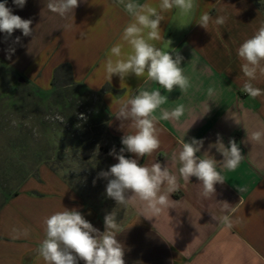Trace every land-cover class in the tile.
Segmentation results:
<instances>
[{
	"label": "crops",
	"instance_id": "crops-1",
	"mask_svg": "<svg viewBox=\"0 0 264 264\" xmlns=\"http://www.w3.org/2000/svg\"><path fill=\"white\" fill-rule=\"evenodd\" d=\"M138 2L159 4V0ZM47 3L26 0L19 8L7 0L13 14L32 20L33 34L25 37L16 30L5 39L0 32V68L15 79L23 77V85L39 92L51 91L57 73L60 82H72L96 95L107 117V132L119 145L117 152L123 147L122 136L131 131L129 122L121 126L115 118L120 100L139 90L159 89L168 97L162 107L171 110L183 104L186 112L179 122H159L161 146L151 157H140L142 165L160 162L179 177V164H173L172 155L179 153L182 140L193 138L203 141L196 155L214 158L218 170L223 160L214 146L218 137L226 147L235 140L244 156L234 171H222L225 182L215 185L210 198L202 196L200 181L190 177L189 182L180 179L179 190L170 194L172 207L158 217L148 219L138 207L125 208L117 236L124 246L125 264H264V138L250 140L253 131H264V95L253 99L242 91L246 77L237 55L239 46L264 23V0H195L190 16H180L175 8L165 14L162 39L153 43L183 57L181 66L191 85L187 93L179 88L168 93L134 74L124 80L116 75L108 79L106 58L112 46L123 44V29L130 22L117 0H81L66 18L50 12ZM205 12L213 21L225 17V24L210 22L206 30L197 24ZM17 36L19 43L14 42ZM9 48L14 49L10 58ZM123 51H130L127 44ZM254 85L264 90V77ZM209 87L215 89L214 102L207 96ZM124 155L136 158L132 153ZM36 169L38 178L28 176L17 195L0 204V264H44L36 254L45 238L43 221L64 208L77 209L95 228L105 230L97 206L86 202L46 164ZM241 187L245 191L240 192ZM224 215L232 218V227L224 225Z\"/></svg>",
	"mask_w": 264,
	"mask_h": 264
},
{
	"label": "clouds",
	"instance_id": "clouds-1",
	"mask_svg": "<svg viewBox=\"0 0 264 264\" xmlns=\"http://www.w3.org/2000/svg\"><path fill=\"white\" fill-rule=\"evenodd\" d=\"M80 2L81 0H48L46 6L50 12L66 18ZM13 3L23 8L26 0H13ZM117 3L123 6L130 22L123 29V44L112 46L106 58L104 69L108 79L111 80L116 75L124 80L134 74L137 78L144 77L146 81L158 83L168 93L175 88H179L181 93H187L191 85L181 66L183 57L178 52L173 56L170 51L157 47L153 41L162 39L160 25L165 20L166 13L175 8L180 16H190L196 8L195 0H159L156 6L151 3L141 4L138 0H117ZM6 5L7 0L0 2V32L5 34V39L11 37L16 30H20L25 37L31 36L32 20L13 14V10ZM210 22L223 25L226 18L220 16L213 21L205 12L197 24L207 30ZM70 27L71 25H65L66 29ZM14 42L19 43L20 37L17 36ZM124 44L129 46L130 51L127 53L123 51ZM7 52L10 58L14 49L9 48ZM237 55L243 61L241 71L246 77L242 91L253 99L264 95V90L254 85L258 77H264V23H261L251 38L239 46ZM207 96L209 101H213V87L207 89ZM167 100L168 97L157 89L139 90L118 102L115 118L121 121V126L123 122H129L131 131L122 136L123 147L119 153H116L115 148L109 153L115 156L118 163L98 173V178L107 180L108 198L124 208L138 207L140 215L148 219L158 217L172 207L170 194L179 190L180 179L189 182L190 177H196L202 186V196L210 198L215 194V185L225 182L222 171H234L244 159L235 140H230L226 147L218 137L214 146L223 156L218 170L214 158L196 155L200 152L203 141L193 138L191 142L182 140L181 150L172 155L173 164H179V177L160 162L140 164V157H151L161 146L159 122H179L185 115L186 108L183 104L171 110L162 107ZM157 110L159 115H156ZM208 111L209 104L205 114ZM85 118L84 114H80V119ZM262 138L264 131L256 130L252 132L250 140L260 142ZM125 152L134 154L136 158H126ZM239 191L243 192L245 188L241 187ZM222 222L229 228L234 223L229 215H224ZM43 225L45 238L36 249V254L37 259H42L44 264H78L79 261L84 264H125L124 246L117 239L122 229L116 220L115 211L105 215L103 232L75 208L54 212L44 219ZM23 235H28V229H24Z\"/></svg>",
	"mask_w": 264,
	"mask_h": 264
},
{
	"label": "rangeland",
	"instance_id": "rangeland-1",
	"mask_svg": "<svg viewBox=\"0 0 264 264\" xmlns=\"http://www.w3.org/2000/svg\"><path fill=\"white\" fill-rule=\"evenodd\" d=\"M19 79L24 80L12 79L0 68V204L5 200L2 194L14 191L18 183L2 175L3 169L26 165L32 171L39 160L47 159L103 217L115 211L117 219L123 206L107 197V180L98 178V173L115 164L109 153L113 148L117 152L119 145L106 134V115L98 97L68 87L64 91L71 104L61 109L52 104L51 91L39 92ZM80 114L86 118L80 119Z\"/></svg>",
	"mask_w": 264,
	"mask_h": 264
},
{
	"label": "trees",
	"instance_id": "trees-1",
	"mask_svg": "<svg viewBox=\"0 0 264 264\" xmlns=\"http://www.w3.org/2000/svg\"><path fill=\"white\" fill-rule=\"evenodd\" d=\"M11 78L13 79L14 76L11 74L10 75ZM20 86H22L20 84ZM51 93H50V96L49 98L51 99V102L53 105L55 106H58L60 107L61 109H66V107L68 108L70 106V98L66 95L65 93V89L68 88V87H75L77 89H81L80 86L72 83V82H68V83H62L60 82L59 80V74H55L53 80H52V84H51ZM90 93V92H88ZM92 94V93H90ZM93 95V94H92ZM105 124H106V120H107V117H105ZM105 131H106V134L110 137V135L108 134L107 132V129H106V125H105ZM111 138V137H110ZM113 139V138H112ZM115 140V139H113ZM116 141V140H115ZM117 154L119 152H116ZM35 156H40L38 155H35ZM115 158V156H114ZM116 161H118L116 158H115ZM40 163H43V164H46L50 169L51 171H53L54 173H58L56 171V169H54V167L52 166L51 163H49V161L46 159V160H39L38 161V164L39 165ZM21 164V163H20ZM20 167H18L17 170H12V169H3L1 172H2V175H3V172L6 176H8L7 178L9 179H13V178H16L18 179V183H17V186H16V189L14 191H11V192H8V193H3L2 196L4 197V199L6 200L7 198H10V197H14L17 195V188L20 186V184L28 177V176H34L35 178H38V175H37V169L35 168L34 170H29L28 167H26V165H19ZM37 167V166H36ZM63 180H65V178L63 176H61ZM123 211H125V208L123 207ZM123 213L122 212L120 214V216L116 219L117 222H119L121 219H122V216H123Z\"/></svg>",
	"mask_w": 264,
	"mask_h": 264
},
{
	"label": "water",
	"instance_id": "water-1",
	"mask_svg": "<svg viewBox=\"0 0 264 264\" xmlns=\"http://www.w3.org/2000/svg\"><path fill=\"white\" fill-rule=\"evenodd\" d=\"M20 82L22 83V82H24V81H23V80H21V79H19V83H20Z\"/></svg>",
	"mask_w": 264,
	"mask_h": 264
}]
</instances>
